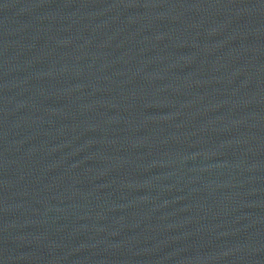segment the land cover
Here are the masks:
<instances>
[{
  "label": "water",
  "instance_id": "95a60500",
  "mask_svg": "<svg viewBox=\"0 0 264 264\" xmlns=\"http://www.w3.org/2000/svg\"><path fill=\"white\" fill-rule=\"evenodd\" d=\"M0 264H264V0H0Z\"/></svg>",
  "mask_w": 264,
  "mask_h": 264
}]
</instances>
